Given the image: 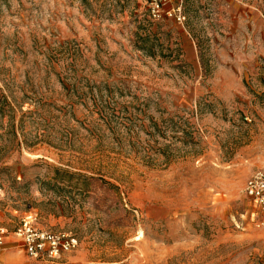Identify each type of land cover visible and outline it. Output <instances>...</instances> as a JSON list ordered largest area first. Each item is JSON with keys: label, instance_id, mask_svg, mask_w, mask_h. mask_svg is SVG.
Masks as SVG:
<instances>
[{"label": "rangeland", "instance_id": "rangeland-1", "mask_svg": "<svg viewBox=\"0 0 264 264\" xmlns=\"http://www.w3.org/2000/svg\"><path fill=\"white\" fill-rule=\"evenodd\" d=\"M173 3L0 0V264H264V0ZM24 218L78 248L30 259Z\"/></svg>", "mask_w": 264, "mask_h": 264}, {"label": "built area", "instance_id": "built-area-1", "mask_svg": "<svg viewBox=\"0 0 264 264\" xmlns=\"http://www.w3.org/2000/svg\"><path fill=\"white\" fill-rule=\"evenodd\" d=\"M153 19L171 18L179 23L186 21L182 6H176L173 0H141ZM245 194L262 212L264 223V172L252 174L244 186ZM8 230L0 228V245ZM22 241L27 256L35 261L55 262L65 253L78 248L80 240L77 235L66 231H54L38 227L32 219L24 218L15 230ZM30 264V263H28Z\"/></svg>", "mask_w": 264, "mask_h": 264}, {"label": "crops", "instance_id": "crops-1", "mask_svg": "<svg viewBox=\"0 0 264 264\" xmlns=\"http://www.w3.org/2000/svg\"><path fill=\"white\" fill-rule=\"evenodd\" d=\"M12 242L14 243L19 241L16 240V237L13 240H10V236L8 235L4 237V244H6V246L2 250H0V260H4L3 258H5L6 260L9 259L11 261L17 259V257L19 256V252L17 251L18 246L14 245ZM1 247L2 246H0V248Z\"/></svg>", "mask_w": 264, "mask_h": 264}]
</instances>
